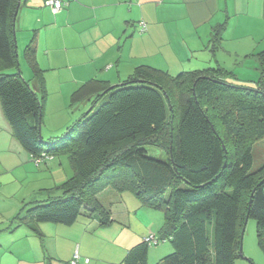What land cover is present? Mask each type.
I'll list each match as a JSON object with an SVG mask.
<instances>
[{
  "label": "trees",
  "instance_id": "16d2710c",
  "mask_svg": "<svg viewBox=\"0 0 264 264\" xmlns=\"http://www.w3.org/2000/svg\"><path fill=\"white\" fill-rule=\"evenodd\" d=\"M18 1L0 0L2 106L34 158L65 155L74 174L45 189V199L28 202L13 217L14 228L42 235L40 223L71 225L81 216L109 224L111 210L99 194L111 188L163 213L157 240H169L173 251L157 264H236L248 211L264 252V160L259 163L258 152L264 140V48L252 54L260 72L256 86L230 81L235 75L220 64L176 75L140 65L116 84L92 78L70 96L71 107L85 108L80 117L46 142L40 129L48 87L36 35L24 49L31 82L19 70ZM225 29V23L214 27L210 50L221 48ZM153 245L144 239L120 264H148Z\"/></svg>",
  "mask_w": 264,
  "mask_h": 264
},
{
  "label": "crops",
  "instance_id": "0c3cea01",
  "mask_svg": "<svg viewBox=\"0 0 264 264\" xmlns=\"http://www.w3.org/2000/svg\"><path fill=\"white\" fill-rule=\"evenodd\" d=\"M62 2V9L54 11L45 0L21 1L16 26L27 21V30L36 35L37 59L48 90L54 85L69 100L92 78L120 83L140 65L173 75L200 67L208 62L214 27L222 23L226 29L217 54L226 60L234 55L252 60L255 72L241 83L256 86L259 79L258 62L252 54L264 48V0ZM140 22L146 24V31H141ZM48 160L38 164L15 137L0 98V264H72L76 254L77 264H120L128 250L146 237L159 239L164 217L161 220L134 194L111 188L99 194L111 210L109 224L81 216L71 225L40 223L42 235L25 226L14 228L13 217L28 202L45 199V189L60 185L52 180L55 158ZM154 246L151 254L159 261L173 251L169 240L160 239ZM248 256L264 264L259 253Z\"/></svg>",
  "mask_w": 264,
  "mask_h": 264
},
{
  "label": "rangeland",
  "instance_id": "374dc122",
  "mask_svg": "<svg viewBox=\"0 0 264 264\" xmlns=\"http://www.w3.org/2000/svg\"><path fill=\"white\" fill-rule=\"evenodd\" d=\"M26 24L28 23L25 20H24V25H22L23 27L21 26V24L17 23L16 39H17V48H18V57H19V70L23 78H25L27 81H31L33 78V72L24 57V49L25 46L30 42L33 36V31H28L27 30L28 27ZM218 52L219 49L215 51L210 50L207 53V58H206L208 62L200 65V67L198 68L194 67L193 69L190 70L207 68L209 66L215 67L218 64L217 60H219L220 65H222L223 67H225L227 70L231 71V73L235 75L234 78H229L230 81H234L240 84L244 80L247 81L246 78L254 74L255 71L253 69L252 60L244 61L242 59L243 57L240 58L235 55L233 56L232 59L226 60V59H222L224 56H222L221 53L217 54ZM10 71L16 72L18 70L13 68L10 69ZM184 71H189V69ZM179 72L180 71H177L174 75L178 74ZM67 97L68 99L66 100ZM67 97L64 95L61 96L58 92V88L54 85H50V91L48 90L49 100L47 99L46 102L44 120L41 130L42 137L46 142L48 141L47 140L48 138L61 136L66 131L67 126H69L77 118H79L82 112L85 110L83 105L71 107L69 96ZM258 152H259V163H260L264 160V140L260 142ZM51 159L54 158H50L49 160ZM54 163L56 166L54 168V172H53L54 178L52 177V180H55L56 182H58V184L63 183L67 178L71 177L74 174L67 156L65 155L56 156ZM50 180L51 179L47 178V181L50 182ZM52 180H51V184H52ZM45 186H53V185H45ZM148 209L151 210L152 208H148ZM151 211H153V213L155 214L157 213V215L161 220L163 219L164 216L161 211L155 209H152ZM140 215H142V213H140ZM152 217L154 216L149 217L150 220H152L153 223H156L155 219H151ZM134 223L136 225L140 224L138 220H134ZM155 247L156 246L153 245L150 246L149 248L150 255L148 258V264H157L159 262L158 257H156L154 253L151 254L152 249H154ZM243 252H244V257H246V259L242 260L238 258L236 260V264H262L256 261L258 259L254 260L255 257L253 258L248 256V254L259 253L261 257H263L264 259V252L260 249L257 240V221L253 217L251 218L249 217L246 223V227L243 234ZM249 259H252L254 262L252 263Z\"/></svg>",
  "mask_w": 264,
  "mask_h": 264
},
{
  "label": "built area",
  "instance_id": "2783aa9c",
  "mask_svg": "<svg viewBox=\"0 0 264 264\" xmlns=\"http://www.w3.org/2000/svg\"><path fill=\"white\" fill-rule=\"evenodd\" d=\"M45 4L48 6H51L53 8L54 11H59L60 9H62L63 7V2L62 0H46ZM141 26H142V30H145V23L141 22ZM44 158H35V161L39 164L41 162H43ZM146 241H148L150 244H157L158 240L156 239V237L154 235H150L148 237L145 238ZM79 259V256L76 254L74 256V260L72 261V264H77Z\"/></svg>",
  "mask_w": 264,
  "mask_h": 264
},
{
  "label": "water",
  "instance_id": "95a60500",
  "mask_svg": "<svg viewBox=\"0 0 264 264\" xmlns=\"http://www.w3.org/2000/svg\"><path fill=\"white\" fill-rule=\"evenodd\" d=\"M21 1H22V0H19V1H18V6L20 5ZM17 13H18V8H17V10H16V14H17ZM15 20H16V15H15V18H14V22H15ZM40 132H41V129H40ZM40 135H41V134H40ZM250 204H251V201H250ZM248 219H249V211H248V213H247L246 222H247ZM246 222H245V223H246ZM244 229H245V228H244ZM243 232H244V230H243ZM240 254H241L242 258L246 259V257H244V254H243L242 247H241V249H240Z\"/></svg>",
  "mask_w": 264,
  "mask_h": 264
}]
</instances>
